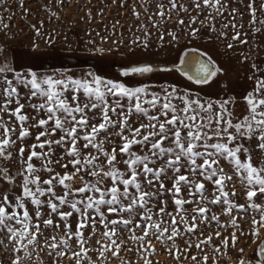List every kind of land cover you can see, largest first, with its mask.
I'll list each match as a JSON object with an SVG mask.
<instances>
[{
	"label": "snow or ice",
	"instance_id": "snow-or-ice-1",
	"mask_svg": "<svg viewBox=\"0 0 264 264\" xmlns=\"http://www.w3.org/2000/svg\"><path fill=\"white\" fill-rule=\"evenodd\" d=\"M112 5L139 33L121 55L152 54L155 31L157 46L179 51L177 60L133 61L116 79L41 73L10 60L0 43V264H159L161 255L232 264V253L235 264H264V60L252 53L264 44V0H101L95 16L88 0L81 19H102ZM17 7L35 11L25 0ZM70 7L41 5L48 22ZM121 26L111 24L113 36ZM29 27L47 46L56 42L41 31L45 21ZM204 41L238 56L249 90L229 94L226 69L187 46ZM87 43L100 56L121 47ZM212 84L217 96L205 91ZM242 241L256 246L252 256Z\"/></svg>",
	"mask_w": 264,
	"mask_h": 264
},
{
	"label": "rangeland",
	"instance_id": "rangeland-1",
	"mask_svg": "<svg viewBox=\"0 0 264 264\" xmlns=\"http://www.w3.org/2000/svg\"><path fill=\"white\" fill-rule=\"evenodd\" d=\"M46 0H25L27 8L33 11L31 16H25L24 11L17 7L18 0H10L6 5L0 6V16L5 17L4 22L11 25V30L5 34L4 31H0V43L7 45L11 51L9 54L10 60H15L20 65L27 66L31 64L34 69L41 73H75L83 74L88 72H94L102 75L106 78L116 79L119 73L133 61L137 60H152L160 63H171L177 60L180 52L169 48L167 51L160 49L157 46V33L152 32L151 44L153 46V53L147 56H127L120 53H127L128 49L124 47V44L129 42L134 34H139L133 29L129 32L130 26H134L137 22L127 13L121 12L120 16L113 15L116 12V6L112 5L110 11L105 12L103 18L97 16L95 22H85L81 19L85 12L89 10L88 0H72V7L65 8L61 20L47 21L45 12L41 9V5ZM77 4L85 5L83 9H78ZM101 0H91V10L93 15H96L95 9L100 8ZM7 9V11L5 10ZM103 11V9H101ZM9 12L14 13V21L9 18ZM78 13V14H77ZM195 14V13H193ZM117 19L121 20V27L115 36L112 35L111 24ZM247 16L244 17L245 24L247 23ZM40 21H45V27L41 29L42 32L48 34H55L56 42L52 46H47L44 43L43 38H37L31 28L30 24H36L39 26ZM175 21H173V24ZM171 27V26H170ZM23 30V34L14 35ZM96 32L100 33V36L96 35ZM89 33L92 35L89 36ZM101 36L108 40V43H101ZM89 39L95 40L96 44L102 47H109L112 42L120 41L121 47L119 52L113 51L111 54H105L100 56L93 54L89 49L93 46L88 44ZM39 43V48L35 51L32 50L33 42ZM188 47H196L201 50L207 51L214 59H216L222 67H224L228 73L226 77L221 79L227 80L229 84V94L235 93L237 97L245 93L252 87L251 81L248 80V72L246 69H241L235 62L237 57L232 56L231 51H227V55H224L226 49L223 44L218 42H196ZM181 49L185 45L180 46ZM247 51V47H245ZM259 51L258 59L264 60V44H256L252 50L253 56H256ZM231 58V59H229ZM141 77L133 78L132 82L135 83L141 80ZM155 80H164L165 77L159 74L154 75ZM167 80L179 85L181 88L190 86L178 74H170L166 77ZM205 91L212 96L220 94L221 89L215 84L209 85ZM222 98V97H221ZM239 111V107L237 108ZM159 245L157 248L159 249ZM240 247L245 248V252L248 256L253 255L255 249L254 244H250L248 241H242ZM4 255L0 253V256ZM127 256L128 253H125ZM232 264H235V253H232ZM159 264H174V262L167 256L161 255L156 258ZM221 264H224L221 261Z\"/></svg>",
	"mask_w": 264,
	"mask_h": 264
}]
</instances>
